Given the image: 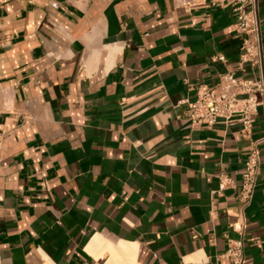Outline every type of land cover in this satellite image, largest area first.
<instances>
[{"label": "crops", "instance_id": "1", "mask_svg": "<svg viewBox=\"0 0 264 264\" xmlns=\"http://www.w3.org/2000/svg\"><path fill=\"white\" fill-rule=\"evenodd\" d=\"M242 36L216 0H0V264H230L247 140L185 112ZM259 151L247 264H264Z\"/></svg>", "mask_w": 264, "mask_h": 264}, {"label": "built area", "instance_id": "2", "mask_svg": "<svg viewBox=\"0 0 264 264\" xmlns=\"http://www.w3.org/2000/svg\"><path fill=\"white\" fill-rule=\"evenodd\" d=\"M221 7H230L236 13L237 32L242 34L239 63L235 70H226L218 75L217 81L212 84L197 86L196 98L187 103L185 118L192 124L212 125L217 122L240 124L242 136L247 140L245 149L244 168L241 175L239 194L236 200L239 216L230 224V228L239 234L221 255L230 264H247L244 252L245 225L242 213L252 200L256 186L261 156L259 139L251 138V129L258 108L262 109L264 118V63L260 42V26L257 16L256 0H216ZM56 7V3H50ZM214 59L225 61V56L217 54ZM249 63L255 77L247 79L236 74L244 71L243 64ZM219 192L233 184L230 177L219 171Z\"/></svg>", "mask_w": 264, "mask_h": 264}]
</instances>
